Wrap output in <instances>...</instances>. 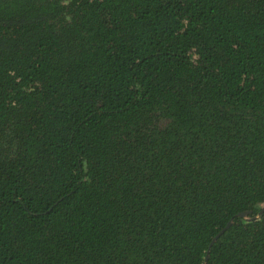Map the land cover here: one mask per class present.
Masks as SVG:
<instances>
[{
	"label": "trees",
	"instance_id": "1",
	"mask_svg": "<svg viewBox=\"0 0 264 264\" xmlns=\"http://www.w3.org/2000/svg\"><path fill=\"white\" fill-rule=\"evenodd\" d=\"M263 206L264 0H0V264H264Z\"/></svg>",
	"mask_w": 264,
	"mask_h": 264
},
{
	"label": "water",
	"instance_id": "2",
	"mask_svg": "<svg viewBox=\"0 0 264 264\" xmlns=\"http://www.w3.org/2000/svg\"><path fill=\"white\" fill-rule=\"evenodd\" d=\"M263 212H264V206L260 209L259 214H261V213H263ZM237 217L246 218L243 214H238ZM230 224H231V221H229V222L225 225V227H224L223 230L220 232V234H222L223 231H225L226 229H228V228L230 227ZM220 234H218L216 237H214V238L211 240L209 246H211V245L215 242V240L217 239V237H218Z\"/></svg>",
	"mask_w": 264,
	"mask_h": 264
}]
</instances>
